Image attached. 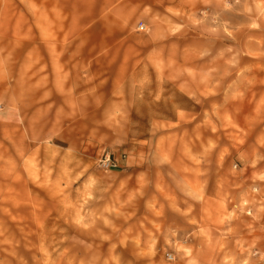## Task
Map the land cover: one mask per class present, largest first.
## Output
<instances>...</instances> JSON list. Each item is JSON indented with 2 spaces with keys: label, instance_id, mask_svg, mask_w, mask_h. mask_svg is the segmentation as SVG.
<instances>
[{
  "label": "rangeland",
  "instance_id": "1",
  "mask_svg": "<svg viewBox=\"0 0 264 264\" xmlns=\"http://www.w3.org/2000/svg\"><path fill=\"white\" fill-rule=\"evenodd\" d=\"M71 1L0 0V264H264V6Z\"/></svg>",
  "mask_w": 264,
  "mask_h": 264
},
{
  "label": "clouds",
  "instance_id": "2",
  "mask_svg": "<svg viewBox=\"0 0 264 264\" xmlns=\"http://www.w3.org/2000/svg\"><path fill=\"white\" fill-rule=\"evenodd\" d=\"M155 2L163 3V0H155ZM196 2L197 0H184V3H188L192 5H194ZM205 2H207V0H205ZM237 3H239V0H237ZM259 4L264 6V0H259ZM108 5H110V7ZM104 7L107 9V13H111L112 17H115L117 19H123L125 22L135 17L136 24L139 25V27L133 25V28L138 32L147 31L145 25L140 23L141 20L148 21L153 18L152 7L149 5L148 2H146V0H106ZM225 7H229V5H225ZM166 11H172V10L167 9ZM249 11H251V9H249ZM173 15L177 17H181L183 14L179 12H174ZM92 19L93 22H95V18ZM189 19H191V17H189ZM196 23H199V21H196ZM182 26L183 25L181 24H177L172 29L173 34L175 32L180 31V28ZM3 72H4V61L0 59V77L3 76ZM155 87H160V92L157 93V95L155 96L156 100H160V94L163 92V88L158 84H155ZM143 94H144V87L142 86L140 88V95ZM169 94L174 95L172 89H169ZM120 103H121V110L119 111L112 109L109 106L108 100H104L103 103L100 105H90L86 119L80 116V111L78 108L62 105V107H65V113H64L65 119H64L63 127L66 138L69 139L73 137L78 138L80 135H82L83 133L80 131L81 124H88L91 127L95 123L102 124L107 122L111 125L113 130L122 129L125 126V124L128 123V101L125 97L122 96L120 98ZM47 123L49 125L52 123L51 116L49 117ZM139 125H140V120L138 119L135 122L133 128L130 129V132L134 137L140 132ZM262 179H264V177H262ZM260 259L264 260V255H262ZM243 264H248V260L245 259L243 261Z\"/></svg>",
  "mask_w": 264,
  "mask_h": 264
},
{
  "label": "crops",
  "instance_id": "3",
  "mask_svg": "<svg viewBox=\"0 0 264 264\" xmlns=\"http://www.w3.org/2000/svg\"><path fill=\"white\" fill-rule=\"evenodd\" d=\"M87 2H89V0H86ZM72 3H73V7H72V9H74V10H76L77 9V3H79V2H81V1H78V0H72L71 1ZM104 3H106V0H104Z\"/></svg>",
  "mask_w": 264,
  "mask_h": 264
}]
</instances>
